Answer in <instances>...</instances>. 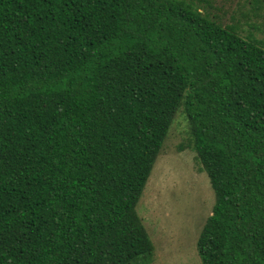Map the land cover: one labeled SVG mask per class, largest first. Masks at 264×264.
I'll return each mask as SVG.
<instances>
[{"label": "trees", "instance_id": "obj_1", "mask_svg": "<svg viewBox=\"0 0 264 264\" xmlns=\"http://www.w3.org/2000/svg\"><path fill=\"white\" fill-rule=\"evenodd\" d=\"M263 31L264 0H0V264H149L136 206L179 111L201 264H264Z\"/></svg>", "mask_w": 264, "mask_h": 264}, {"label": "rangeland", "instance_id": "obj_2", "mask_svg": "<svg viewBox=\"0 0 264 264\" xmlns=\"http://www.w3.org/2000/svg\"><path fill=\"white\" fill-rule=\"evenodd\" d=\"M255 37L264 40V31ZM213 205L209 179L195 161L188 123L179 111L136 206L154 247L149 264H201L196 240Z\"/></svg>", "mask_w": 264, "mask_h": 264}]
</instances>
